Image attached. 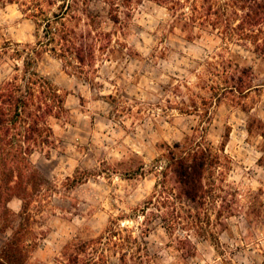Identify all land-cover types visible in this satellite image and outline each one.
Returning a JSON list of instances; mask_svg holds the SVG:
<instances>
[{
	"label": "rangeland",
	"instance_id": "1",
	"mask_svg": "<svg viewBox=\"0 0 264 264\" xmlns=\"http://www.w3.org/2000/svg\"><path fill=\"white\" fill-rule=\"evenodd\" d=\"M191 5L0 0V88L31 55L66 109L49 118L52 144L8 166L31 178L0 206V253L16 238L22 264H120L125 253L143 264H264V58L224 27H185L178 15ZM55 16L87 47L85 64L74 50L38 48ZM193 149L213 161L200 203L180 195L170 168Z\"/></svg>",
	"mask_w": 264,
	"mask_h": 264
},
{
	"label": "trees",
	"instance_id": "2",
	"mask_svg": "<svg viewBox=\"0 0 264 264\" xmlns=\"http://www.w3.org/2000/svg\"><path fill=\"white\" fill-rule=\"evenodd\" d=\"M153 1L159 4H171L174 11L191 1L192 5L188 7L190 16L185 13L178 15V19L185 20V27L195 29V24L200 25L202 30L208 27L214 29L224 27V34L230 38L238 35L241 40H251L254 52L264 58V39H260L256 33V31L260 34L264 33L263 29H260L264 26V0H230L229 3H222L220 0H201L203 3L200 5L196 0ZM236 2H238L239 12L232 10L237 7ZM59 18L61 17L55 16L53 20L44 19V40L38 42V48H46L51 44L58 45L60 50L58 56L63 58L69 50H74L78 62L85 64L86 57L83 53L87 47L76 45L74 31L59 24ZM233 22L238 23L234 25ZM38 48L33 49L31 54H37ZM51 50L56 51L55 47ZM91 51L92 49L89 48V53ZM32 65L33 59L30 55L25 64L24 75L21 77L16 75L0 88V206L2 202L7 203L14 196L13 191L18 189L21 183L31 178L27 169L17 168L19 170L17 171L8 166L20 163L22 165L25 163L26 153H33L35 148L52 144L53 132L49 118H59L66 113L63 98L48 80L31 71ZM240 83H243V77H240ZM233 89L231 87L229 91ZM249 89L251 87L246 91ZM261 136L264 139V132ZM174 147L176 150L183 149L181 144H176ZM260 161H263V158ZM212 162L211 154L206 150L193 149L192 153L181 157L173 154L170 168L181 196L194 203H200L205 199L203 178ZM14 179L17 181L12 187L11 183ZM160 198L164 199L163 204H168V207L174 209L170 196L164 198L161 195ZM148 204L153 205L152 202ZM148 208L146 206L141 212L144 213ZM171 222L168 223V229L175 227V219ZM106 232L109 237H115L117 234L113 227H108ZM129 240V248L137 244V240L132 235ZM179 243L185 250V257L195 255V247L187 237L180 239ZM24 259L25 246L16 238L9 240L0 253V264H22ZM136 260L143 264L140 255L131 257L129 253H125L120 257V264H131Z\"/></svg>",
	"mask_w": 264,
	"mask_h": 264
}]
</instances>
